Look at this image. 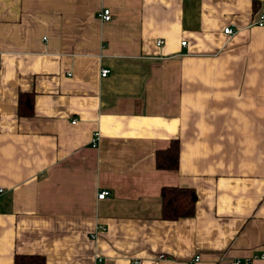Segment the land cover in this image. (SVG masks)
<instances>
[{"label": "crops", "instance_id": "0c3cea01", "mask_svg": "<svg viewBox=\"0 0 264 264\" xmlns=\"http://www.w3.org/2000/svg\"><path fill=\"white\" fill-rule=\"evenodd\" d=\"M260 12L0 0V264H264ZM173 139L177 166L157 167ZM162 186L193 188L192 215L163 218Z\"/></svg>", "mask_w": 264, "mask_h": 264}, {"label": "trees", "instance_id": "16d2710c", "mask_svg": "<svg viewBox=\"0 0 264 264\" xmlns=\"http://www.w3.org/2000/svg\"><path fill=\"white\" fill-rule=\"evenodd\" d=\"M156 166L173 169L178 163V141L173 139L165 149L155 154ZM161 216L165 219H175L192 215L194 211L195 192L190 187L162 186L160 188ZM35 261L23 260L15 257L14 264H31ZM37 262V261H36ZM38 263H41L39 260Z\"/></svg>", "mask_w": 264, "mask_h": 264}, {"label": "built area", "instance_id": "2783aa9c", "mask_svg": "<svg viewBox=\"0 0 264 264\" xmlns=\"http://www.w3.org/2000/svg\"><path fill=\"white\" fill-rule=\"evenodd\" d=\"M97 16L102 19V20H108L110 18V10L108 7H102L98 12H97ZM255 24L257 25H262L264 23V12H260L257 19L254 21ZM232 31V28L230 26H225L223 27V32L225 33H231ZM161 40H156V43H160ZM180 44H185V40H181L180 41ZM108 69L107 68H101L100 71H99V74L101 76H104L106 73H107ZM94 138H96L97 136V132H94ZM2 188L0 187V192H1ZM109 194V190L107 189H99L97 191V194H96V198L97 199H101V198H104L105 196H107ZM256 254H254L253 256H255ZM260 255H262L260 253ZM199 257L200 255L199 254H194L188 264H195L198 260H199ZM250 261L251 259L250 258H245L243 260H240L238 258H233V259H230L228 264H250ZM101 262V259L98 257L95 261V264H100ZM139 261L138 260H133L131 262V264H138Z\"/></svg>", "mask_w": 264, "mask_h": 264}]
</instances>
